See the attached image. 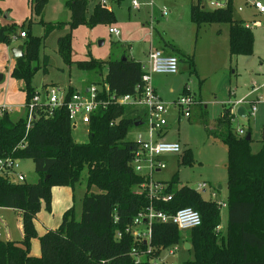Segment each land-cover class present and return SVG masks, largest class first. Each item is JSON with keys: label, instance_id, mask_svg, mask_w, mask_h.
Listing matches in <instances>:
<instances>
[{"label": "trees", "instance_id": "obj_1", "mask_svg": "<svg viewBox=\"0 0 264 264\" xmlns=\"http://www.w3.org/2000/svg\"><path fill=\"white\" fill-rule=\"evenodd\" d=\"M203 0H190V19L199 28L204 23L228 24V51L230 54H249L253 50L254 33L250 26L233 15L232 0L225 6L207 8ZM47 0H29L43 33L31 31L28 22L22 40V55L15 58L10 75L23 81L26 100L36 88L32 84L34 73L40 68L32 65L39 56L40 47L54 28L69 27L57 37V51L67 65L101 74L96 85H107L110 91L141 93L143 89L142 63L126 51L116 57L110 53L106 58L73 59L71 30L79 24L110 23L114 13L97 1L87 13L88 0H67L70 10L68 20L46 21L42 10ZM1 13V11H0ZM22 25V24H21ZM16 24L0 23V42L11 43ZM177 57L182 52L167 42ZM194 65L193 56H189ZM42 71H48L49 56L43 54ZM106 71L103 73V69ZM72 87L68 88L71 92ZM189 92L187 84L183 93ZM233 112L224 106L217 118L215 133L226 145V200L227 213L224 232L216 227L220 223V208L213 201L203 198L200 191L190 185H178L174 174L165 181L163 192L171 193V199L150 200L145 192H135V187L146 180L131 164L138 143L126 138L135 122L145 117V107L137 104L110 103L92 113L88 123V140L76 141L71 134V120L64 107L56 108L50 115H39L26 128L25 115L14 118L6 110L0 112V157L30 158L34 163L37 180L14 181L0 174V206L21 211L22 238H0V264H149L158 249L187 240L193 256L184 264H264V139L261 147L252 151V136L234 131ZM119 117L115 123H110ZM180 162L193 164L189 148H185ZM86 168V188L81 200L80 217H74V207H67L57 227L48 228L39 235L40 253L31 254V238L37 235L34 218L43 206L51 207V188L54 185L74 186ZM98 188L91 191L92 186ZM152 202L156 208L174 212L182 206L198 210L200 224L188 228L186 237L172 222L155 221L152 224L151 245L153 249L143 253L136 261L130 254L138 245L126 230L136 213ZM117 231L121 232L116 237ZM139 247H144L143 242Z\"/></svg>", "mask_w": 264, "mask_h": 264}, {"label": "rangeland", "instance_id": "obj_2", "mask_svg": "<svg viewBox=\"0 0 264 264\" xmlns=\"http://www.w3.org/2000/svg\"><path fill=\"white\" fill-rule=\"evenodd\" d=\"M96 1L88 0L87 13L91 11ZM136 1L139 2L137 7L133 6L132 0H106L107 7L114 13L113 21L110 23L99 22L93 25L83 23L73 28L71 31L72 51L75 53L73 57L78 59L87 58L91 55L102 59L110 53L119 57L123 51L127 50L135 51L141 55L149 45L152 36H154L155 42L159 40V33L174 40L185 50L186 53L178 59L176 73L152 74L151 83L156 87L157 92L164 101L170 103L180 96L183 93L185 84L191 88V93L196 101L191 107L189 117L182 114L178 117L177 108L174 105L169 107L165 116L168 120L166 138L177 139L181 143L182 150L177 153L165 154L167 164L161 171L154 174V177H159L165 182L175 174L179 182L178 185H190L198 189L203 198L215 201L221 208L220 223L216 229L224 232L226 228V209L222 202H225L226 198L224 197L227 192V149L219 135L215 133L216 122L224 106L230 107L231 112L234 114L232 117L234 131L244 134L250 129L253 139L251 142L252 151H256L261 147L264 139V14L261 15L255 12L247 17L246 15L251 11L249 5L239 12L237 11V5L244 0H232L233 15L235 17L240 14L246 16V21L250 20L249 23L254 20L253 25L250 24L254 32L252 52L235 55L230 54L228 51V32L225 31L228 24L224 22L204 23L197 28L196 24L190 19V0ZM218 1L225 3V0ZM262 1L264 2V0ZM64 2L65 0H48L49 5L45 18L51 19V21L67 19L69 11ZM202 3L207 8L213 7L209 4V0H203ZM3 4L14 8L16 11L15 16L18 19L4 22L2 16L4 11L0 8L1 24L15 23L16 33L20 34V31H24L28 22H30L33 33L39 35L43 33V24L38 22L39 16L34 14L31 7L30 15L20 19L27 13L25 10L30 6L27 5L26 0H3ZM164 8H166L167 13L163 15L162 10ZM257 22L260 23L256 24ZM109 25L117 27L119 33H110L108 31ZM218 26H221L222 32H217ZM68 29L67 25L61 27V29L54 28L40 47L38 58L32 60V65L40 66L32 78V84L37 88L47 84L66 88L67 82H70L72 86L84 90L86 85L101 80V74L79 68L75 64L67 65L63 61L57 51V37L66 33ZM17 36L12 37L11 43L6 44L11 47L22 43L24 36L19 35L21 40ZM128 45H132V47ZM170 52L176 54L173 50H170ZM43 54L49 56L48 71L46 73L41 68L43 66ZM190 55L193 56V66L189 60ZM0 59H4L7 64L1 49ZM142 61L147 63L146 59ZM10 65H5L6 75L0 81V102L8 101L14 104L17 101L19 103L21 97L18 92L12 93L15 79L8 75L7 70ZM105 71L106 68L103 69V73ZM51 80L57 83L51 82ZM17 81L20 88H22L23 81L20 79ZM188 90L190 89L188 88ZM243 97L247 100L243 103L247 109L250 110V102L256 104L254 112L246 116H240L236 113L238 104L235 101ZM2 109L7 110V107L0 105V110ZM9 113L12 117H18L23 114V108L14 106ZM139 129L136 125L132 126L125 137L134 139ZM71 134L76 141H87L88 126L78 119L76 126L71 128ZM185 148L190 149L194 159L193 164L179 161ZM19 163L18 169L24 173L25 181H36L37 173L34 171L32 159L20 158ZM86 175L87 171L84 168L81 178L75 186L76 217L80 215L81 195L86 188ZM202 181H208L205 190L202 189L203 187H198V184ZM219 184L221 185L220 188L218 187ZM97 190L96 186L91 187V191ZM7 228H9L10 234H7ZM17 231V212L10 207L1 208L0 238L14 237L17 235ZM186 232L187 229L180 230L183 238L187 236ZM186 241L183 240V242L160 247L156 257L159 256L162 260L167 261V264L170 261L173 264H184L186 259L193 256L192 251H189L191 244L189 243L188 248L184 247ZM174 244L177 247L170 254L167 251Z\"/></svg>", "mask_w": 264, "mask_h": 264}, {"label": "built area", "instance_id": "obj_3", "mask_svg": "<svg viewBox=\"0 0 264 264\" xmlns=\"http://www.w3.org/2000/svg\"><path fill=\"white\" fill-rule=\"evenodd\" d=\"M102 4H106V0H99ZM134 6L138 5V1L132 0ZM212 6H225L218 0H209ZM251 4L260 12H264V3L260 0H253ZM241 9V7H238ZM166 13V9L162 10ZM246 26L250 24L245 22ZM109 32L118 34L119 29L115 26L109 27ZM20 35H25V30L20 31ZM142 80L144 82L141 93H121L110 91L107 85L101 87L94 83L89 84L85 90L73 89L71 92L68 88H62L54 84L42 85L34 91L29 99L23 104L24 115L26 117V128L31 125V121L39 115H50L58 107H64L67 110L71 120L72 127L76 126L79 119L88 126L92 113L98 108H104L110 103L116 104H137L145 107V118L143 128L138 130L134 140L138 143L133 153L131 164L136 172L144 174L146 180L139 183L135 187V192H145L150 200L152 199H171L172 194L163 192L165 183L154 179L153 172L157 169L164 168L166 165L162 155L167 153H177L182 150L181 144L177 140L164 139L160 136L162 129L167 123L166 113L171 105H174L178 112L185 117L190 114L191 107L196 103L195 98L189 92L183 93L172 102L164 101L157 91L154 89L151 80L153 73H175L178 69V57L172 53H165L159 48H152L148 52L147 63H142ZM245 97L235 101L236 104H243ZM250 110L247 114H251L256 109V104L250 102ZM237 105V106H238ZM1 111V110H0ZM119 117H116L110 123H115ZM18 157L4 156L0 157V174L8 176L14 181L25 180V175L19 171ZM207 186L206 181L199 183L198 187ZM225 205V202H222ZM155 221L172 222L180 230H186L194 227L201 222L198 210L191 206H182L174 212H168L160 208H156L150 201L143 209L139 210L133 217L132 222L126 227L138 245H133L130 254L139 261L145 252L153 249L151 245L152 224ZM121 232L117 231L116 237H120ZM143 242L144 247H139ZM174 246V247H173ZM170 246V254L176 249L177 245ZM165 262V263H164ZM149 264H167V261L158 257H151ZM169 264H173L172 261Z\"/></svg>", "mask_w": 264, "mask_h": 264}, {"label": "crops", "instance_id": "obj_4", "mask_svg": "<svg viewBox=\"0 0 264 264\" xmlns=\"http://www.w3.org/2000/svg\"><path fill=\"white\" fill-rule=\"evenodd\" d=\"M66 1L64 2V5L67 7V4H66ZM99 1V0H97ZM96 1V2H97ZM227 2V0H225ZM253 0H250V1H247V0H244L242 1V3H240L239 5H237V11H243L244 8L247 7V5H249V7L251 8V11L248 15H246L247 17H249L250 14L252 13H258V14H264V12H260L258 11L252 4ZM262 3H264L262 0H260ZM27 2V5L29 6V0H26ZM48 2V0H47ZM46 2V4L44 5L43 7V10H42V18L46 21H51V19H48V18H45V14H46V11H47V8H48V3ZM94 2V3H96ZM106 5V4H105ZM138 5H139V2H138ZM137 5V6H138ZM107 6V5H106ZM134 6V5H133ZM135 6V7H137ZM241 7V9H239L238 7ZM88 7V6H87ZM0 8L4 11L2 16H3V19H4V22H10V21H14L17 17L15 16V10L14 8L12 7H9L7 6L6 4H3V0H0ZM68 9V16H70V10L69 8L67 7ZM166 9V8H164ZM27 13L25 15H23L22 17H20V19H22L23 17H26V16H29L30 13H31V9H30V6L28 7V9L25 10ZM167 13V11H166ZM166 13H162L163 15L166 14ZM246 16H243V15H240L238 14L237 18H240L242 19L244 22L246 21ZM18 19V18H17ZM69 17L67 19H63V20H68ZM58 20V19H57ZM55 20V21H57ZM61 20V19H59ZM250 20H247L246 22L249 23ZM254 21V20H253ZM253 21L251 20V23L249 24H252ZM51 22H54V21H51ZM260 22H257L256 24H258ZM256 24H254V26H256ZM81 25V24H79ZM78 25V26H79ZM253 25V24H252ZM110 26H113V25H109ZM250 26V25H249ZM77 27V26H76ZM109 27H108V31H109ZM223 27V26H222ZM251 27V26H250ZM75 28V27H74ZM224 28V27H223ZM58 29H61V28H58ZM73 30V29H72ZM71 30V31H72ZM225 31L228 32V28L225 27ZM217 32H222V28L221 26H218L217 27ZM33 33V32H32ZM111 33V32H110ZM254 33V32H253ZM35 34V33H34ZM228 34V33H227ZM39 35V34H38ZM19 37V36H17ZM154 36H152L150 42H149V45L147 46V48L145 50H143V53L138 54L136 53L135 51H129L127 50L126 52L132 56L134 59H137L139 61H141V63H144L142 60L146 59L147 60V57H148V52L150 49L152 48H159L161 49L163 52L165 53H171L170 50H172V48L166 44L167 42H171L172 44H174L176 47H178L182 52L186 53L185 50L183 48H181L174 40H171L169 38H167L165 35H163L162 33H159V40H157L155 42ZM20 38V37H19ZM158 39V38H157ZM21 40V38L19 39ZM129 46V45H128ZM127 46V47H128ZM71 47H72V44H71ZM129 47H132V45H130ZM0 49L3 51V54H4V57L5 59L7 60V64L5 63L4 59H0V72L2 73V78L0 79V81L3 80V78L5 77L6 73H5V65H8V64H11L9 69L7 70L8 72V75H10V70L12 68V66L14 65V58H16L15 56H13L11 50H10V46L6 43H0ZM73 49V48H72ZM72 54V58L73 59H77V58H74V54L73 51L71 52ZM135 54V55H133ZM2 56V55H1ZM2 58V57H1ZM79 59V58H78ZM178 59H180V57H178ZM176 73V72H175ZM169 74H172V73H169ZM10 77H12L10 75ZM14 78V77H12ZM14 89L12 90V93L13 92H18L20 93V97H21V100L16 102V103H11V102H8V101H3V102H0V105L1 106H4V107H7V111L10 112V110L12 111L13 107H22L23 108V104L26 100L25 98V91L23 90V88H20V84L19 82L17 81L18 79L14 78ZM53 80H51L52 82ZM54 82V81H53ZM47 83V82H45ZM54 83H57V82H54ZM91 84V83H90ZM35 86V85H33ZM89 86L86 85L85 86V89ZM188 86V85H187ZM69 87H72L73 89H80V88H76L74 86H72V84L70 82H67L66 84V88H69ZM154 89L157 91L156 87L153 86ZM36 89L37 86H35ZM188 88L190 89V93L192 92L191 88L188 86ZM84 89V90H85ZM82 90V89H80ZM158 93V92H157ZM159 94V93H158ZM183 94V93H182ZM192 94V93H191ZM7 95V94H6ZM8 97H9V94H8ZM161 97V96H160ZM162 98V97H161ZM6 99V98H5ZM174 100V99H173ZM18 103V105H17ZM16 104V105H15ZM206 108V106H205ZM15 109V108H14ZM17 109V108H16ZM24 109H23V114L19 115V116H22L24 115ZM168 113V112H167ZM177 113H178V117L181 115L178 110H177ZM190 115V114H189ZM189 117V116H188ZM14 118H17V117H14ZM145 118V117H144ZM140 121V123L136 126H138L140 129L143 128L142 124H143V121L144 119L142 120H138ZM167 126H168V120H167V123L166 125L164 126V128L162 129L161 131V134L160 136L164 139H168L166 138L167 136ZM139 129V130H140ZM171 140H177V139H171ZM178 141V140H177ZM181 144V143H180ZM182 147V146H181ZM162 158L165 160L166 164H167V159L165 158V154L162 155ZM20 165V163H19ZM166 166V165H165ZM163 168H160V169H157L153 172V177H154V174L158 173L159 171H161ZM23 173V172H22ZM24 174V173H23ZM154 179H158L162 182H164V180H162L161 178L159 177H154ZM78 183V182H77ZM74 184V186H70V185H54L52 186L51 188V207L50 209H46L44 206H43V203L41 205V208L39 209V211L37 212L35 218H34V225H35V228H36V231H37V235L32 237L31 238V243H30V253L33 254V255H38L40 253V247H39V235L42 234L46 229L48 228H54V227H57L61 221V216H62V213L63 211L69 207V206H73L74 207V217L76 219H78L80 217H76V207H75V197H76V191H75V186L76 184ZM208 183V181H207ZM210 183V182H209ZM199 185V184H198ZM218 187L220 188L221 185L219 184ZM203 190L206 189V187H203L202 188ZM227 191V190H226ZM227 193V192H226ZM84 192L82 193L81 195V200H82V196H83ZM226 198V196L224 197ZM225 207V205H223ZM1 208H4V206H0V209ZM8 208V207H7ZM11 208V207H10ZM11 209H14V208H11ZM221 209V208H220ZM226 209V208H225ZM16 212H17V228H18V231H17V235H15L14 237H8L9 239H20L22 238V235H23V231H22V225H21V211L18 210V209H14ZM80 213H81V209H80ZM226 219H227V213H226ZM225 219V221H226ZM6 223V222H5ZM7 224V223H6ZM8 225V224H7ZM7 234H10L9 233V228H7Z\"/></svg>", "mask_w": 264, "mask_h": 264}, {"label": "water", "instance_id": "obj_5", "mask_svg": "<svg viewBox=\"0 0 264 264\" xmlns=\"http://www.w3.org/2000/svg\"><path fill=\"white\" fill-rule=\"evenodd\" d=\"M10 50L13 54V56L18 57L20 55H22V51H23V44L22 43H18L16 45H13L10 47ZM2 78V73L0 72V79ZM236 113L240 116H246L247 115V108L243 105L240 104L236 107ZM140 123V121H136L135 125H138ZM250 137V133L247 132V134L245 135V138L248 139ZM264 138V136H263ZM190 246L189 242L186 241L184 243V247L188 248Z\"/></svg>", "mask_w": 264, "mask_h": 264}]
</instances>
